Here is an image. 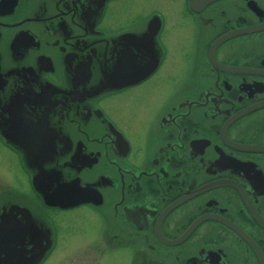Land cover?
I'll use <instances>...</instances> for the list:
<instances>
[{"label": "flooded vegetation", "instance_id": "1", "mask_svg": "<svg viewBox=\"0 0 264 264\" xmlns=\"http://www.w3.org/2000/svg\"><path fill=\"white\" fill-rule=\"evenodd\" d=\"M0 146L15 264H264V0H0Z\"/></svg>", "mask_w": 264, "mask_h": 264}, {"label": "water", "instance_id": "2", "mask_svg": "<svg viewBox=\"0 0 264 264\" xmlns=\"http://www.w3.org/2000/svg\"><path fill=\"white\" fill-rule=\"evenodd\" d=\"M27 149L24 148V152H26ZM28 164V163H26ZM27 166V165H26ZM28 167V166H27ZM49 178V175H46V179ZM32 181L34 184H38L37 181L42 183L41 179L39 178V175L33 176ZM44 189L49 188L47 185L42 186ZM78 187L72 186L70 182L63 184L61 183L60 185H57L52 192H45L43 194V200L46 204L50 205H58L60 207L63 206H68V205H73L76 204L82 200H80L79 194H76L77 192H74V190H77ZM42 190V189H41ZM9 210V211H8ZM6 212V220H8V216H10L12 213H20L26 222H31L33 221L29 210L26 207H21L15 204H12L9 206V209ZM16 226V224H15ZM18 229V226H16ZM8 229L6 228V231ZM2 231V228H0V232ZM16 235L11 234L10 237L14 238ZM6 238V239H5ZM11 238H9V235L2 237V234L0 233V242L5 244L6 248V258L4 260V264H15L17 261L14 260L11 256L14 254V252H17V249L15 248V244ZM0 243V246L2 247L3 244ZM3 251V250H2ZM0 250V252H2ZM30 263V262H29Z\"/></svg>", "mask_w": 264, "mask_h": 264}, {"label": "rangeland", "instance_id": "3", "mask_svg": "<svg viewBox=\"0 0 264 264\" xmlns=\"http://www.w3.org/2000/svg\"><path fill=\"white\" fill-rule=\"evenodd\" d=\"M142 88L138 93V96H133L132 99H129L126 102V111L127 114H133L132 110L130 109V103L135 98L140 99L143 102L144 97L141 94ZM135 104V101L132 102V105ZM0 184H3L7 188L13 189V191H17L20 193H24L25 191L28 192V184L27 180L23 175V170L16 158V156L11 153L8 148L0 146ZM71 216L73 217L72 221L76 224L81 225L82 222L81 217L89 216V211L85 208L77 209L75 212L69 214L67 213L66 217ZM79 222V223H78Z\"/></svg>", "mask_w": 264, "mask_h": 264}]
</instances>
